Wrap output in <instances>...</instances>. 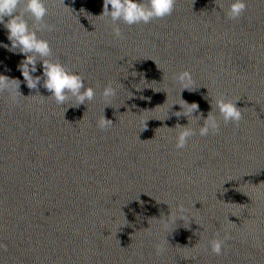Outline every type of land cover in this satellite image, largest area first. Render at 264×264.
I'll return each mask as SVG.
<instances>
[{
	"label": "water",
	"instance_id": "water-1",
	"mask_svg": "<svg viewBox=\"0 0 264 264\" xmlns=\"http://www.w3.org/2000/svg\"><path fill=\"white\" fill-rule=\"evenodd\" d=\"M229 2L175 0L164 18L120 22L117 38L104 0H46L39 23L54 30L38 36L96 91L78 107L29 89L24 57L0 47V75L22 94L0 92V264H264V0L238 19ZM180 93L201 117H177ZM220 98L239 122H224ZM208 113L219 131L200 136ZM103 115L113 124L98 127ZM178 124L196 129L183 149Z\"/></svg>",
	"mask_w": 264,
	"mask_h": 264
},
{
	"label": "clouds",
	"instance_id": "clouds-1",
	"mask_svg": "<svg viewBox=\"0 0 264 264\" xmlns=\"http://www.w3.org/2000/svg\"><path fill=\"white\" fill-rule=\"evenodd\" d=\"M174 4L175 0H104L103 11L99 16L107 17L111 21L114 26V36L120 38L122 35L119 27L120 22L128 26L141 23L148 24L153 19L170 15L174 10ZM45 5L46 0H0V24L7 30V39L10 41V45L0 43V47L6 48L13 53L18 52L24 57L18 64V70L23 77V82L29 89L38 91V86H42L50 93L47 98L54 100L60 106H64L67 103L69 104L67 108L78 107L82 104L87 105L95 98V89L91 86H86L85 79L79 73L70 70L59 60L51 59L52 48L49 41L38 36V33L43 30H54L53 25L39 23L48 14V9ZM245 9L246 0H230L225 15L228 19H238ZM25 14L30 15L38 23L30 27L28 20L25 19ZM38 62L42 69L41 74L33 75L38 71ZM132 76L135 77L136 75ZM176 78L182 84L185 81H191V75L187 71L178 74ZM139 83L133 85L137 91L142 89L137 87ZM20 84L21 80L18 78L0 75V92L7 91L13 100H15L16 92L22 95L19 91ZM120 86L124 87L120 81L118 85L109 82L103 86L101 95L106 100H110L118 94V87ZM185 89H188L186 84L182 88L181 93ZM129 93L132 97L133 93ZM181 100L189 106V109L185 110L183 105L178 104L181 111L176 112L179 114L177 117L183 115L189 122V116H200L193 115V113L198 111V104H189L182 98ZM72 101H74V104L70 103ZM216 108L226 123H237L242 118V112L236 107V102L220 98L216 100ZM209 113L203 123L199 124L198 132L200 136H206L210 131L213 133L219 131V122ZM110 124H113V122L105 119L103 115L98 122V127L105 128ZM176 127L180 130L176 135L175 146L177 149H183L188 139L196 134V129L180 126L179 124ZM167 218L171 219V215L169 214ZM210 246L211 250L219 255L222 252L223 241L213 240ZM161 251L162 249L157 246V254H160Z\"/></svg>",
	"mask_w": 264,
	"mask_h": 264
}]
</instances>
